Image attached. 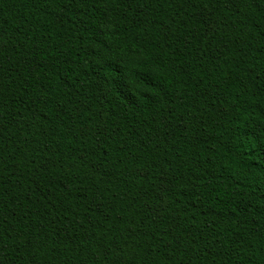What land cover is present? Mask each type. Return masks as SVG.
<instances>
[{
	"label": "trees",
	"instance_id": "trees-1",
	"mask_svg": "<svg viewBox=\"0 0 264 264\" xmlns=\"http://www.w3.org/2000/svg\"><path fill=\"white\" fill-rule=\"evenodd\" d=\"M0 264H264V0H0Z\"/></svg>",
	"mask_w": 264,
	"mask_h": 264
}]
</instances>
